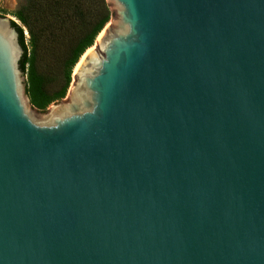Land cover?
Instances as JSON below:
<instances>
[{
    "label": "water",
    "instance_id": "obj_1",
    "mask_svg": "<svg viewBox=\"0 0 264 264\" xmlns=\"http://www.w3.org/2000/svg\"><path fill=\"white\" fill-rule=\"evenodd\" d=\"M108 3L42 113L0 17V264H264V0Z\"/></svg>",
    "mask_w": 264,
    "mask_h": 264
},
{
    "label": "trees",
    "instance_id": "obj_2",
    "mask_svg": "<svg viewBox=\"0 0 264 264\" xmlns=\"http://www.w3.org/2000/svg\"><path fill=\"white\" fill-rule=\"evenodd\" d=\"M12 17L18 23L11 21L10 25L22 51L18 70L26 77L24 96L31 108L43 112L64 97L71 71L102 32L109 12L104 0H18ZM47 58L58 60L63 70V83L51 95L42 73L37 71V62Z\"/></svg>",
    "mask_w": 264,
    "mask_h": 264
},
{
    "label": "rangeland",
    "instance_id": "obj_3",
    "mask_svg": "<svg viewBox=\"0 0 264 264\" xmlns=\"http://www.w3.org/2000/svg\"><path fill=\"white\" fill-rule=\"evenodd\" d=\"M17 2H18V0H0V17L8 18L9 20H12V22L18 24L14 20V18L12 17V12L16 8ZM104 2L106 4L107 10L109 12L110 6L108 3V0H104ZM105 26H107V23L105 24ZM102 32H103V30H102ZM102 32L100 34H102ZM23 36H24V43L27 46V36H26L25 32H23ZM57 61L58 60H53V59L47 58L46 61L41 62V60H39L37 62L38 63L37 71L42 73V75L45 79V83H46V90H47V93L49 95L57 92L63 83L62 65ZM71 75H72V71L70 74V82H69V85H68V88L65 92L64 97L60 100H55L52 103H50L43 112L47 111L49 108L53 107L56 104H60V103L64 102L65 98L67 97V95L69 93V89H70V85H71ZM18 78H19L21 86L24 87V82L26 79L25 75L24 76H18ZM23 100H24L25 106L29 110L37 112L36 110H34L33 108L30 107V105L28 104V101L24 95H23ZM37 113H42V112H37Z\"/></svg>",
    "mask_w": 264,
    "mask_h": 264
},
{
    "label": "bare ground",
    "instance_id": "obj_4",
    "mask_svg": "<svg viewBox=\"0 0 264 264\" xmlns=\"http://www.w3.org/2000/svg\"><path fill=\"white\" fill-rule=\"evenodd\" d=\"M98 37V36H97ZM82 58V57H81ZM80 61V60H79ZM79 61H78V63H79ZM78 63L76 64V66L74 67V70H73V73L75 72V70H76V68H77V66H78ZM72 73V74H73Z\"/></svg>",
    "mask_w": 264,
    "mask_h": 264
}]
</instances>
